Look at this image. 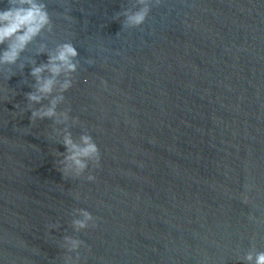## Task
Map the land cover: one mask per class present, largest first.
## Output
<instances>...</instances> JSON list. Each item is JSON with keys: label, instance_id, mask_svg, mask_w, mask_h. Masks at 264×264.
<instances>
[{"label": "clouds", "instance_id": "clouds-1", "mask_svg": "<svg viewBox=\"0 0 264 264\" xmlns=\"http://www.w3.org/2000/svg\"><path fill=\"white\" fill-rule=\"evenodd\" d=\"M160 3L161 0H131V7L117 13V17H124L123 27L137 28L145 23L151 8ZM8 5L6 9L0 10V45H7L0 52V68L16 65L29 44L45 30H53L51 16L43 0H8ZM43 50L42 47L41 51ZM79 55L77 48L70 41L59 43L54 51L47 53L46 63L31 68L30 75L35 81L32 85L34 90L25 94L31 109L30 121L34 123L36 120H52V133L59 137V143L66 149L63 153L57 151V154L63 157L59 160V171L63 176L76 178L83 176L90 164L99 167L101 159L99 146L90 134L82 133L78 138H74L68 122L71 120L72 125H75L78 118L70 116V109L58 111V106L65 101L64 93L72 87V74L78 70ZM20 68L23 70L24 65H20ZM45 72L48 73L47 76L44 75ZM103 83L106 87L107 82ZM45 100L48 101L46 105L43 103ZM33 105L40 107L33 109ZM57 125L65 126L61 128L56 127ZM86 179L94 181L96 177L88 174ZM243 201L248 203L249 196L245 194ZM73 215L77 217L71 221L75 231L95 227V218L88 210L78 208L74 210ZM249 218L256 220L254 216ZM82 246H86L83 240L64 236L62 247L67 253H76L75 257L66 254L64 264H78V250ZM243 261L246 264H264V251H249L244 255Z\"/></svg>", "mask_w": 264, "mask_h": 264}, {"label": "water", "instance_id": "water-1", "mask_svg": "<svg viewBox=\"0 0 264 264\" xmlns=\"http://www.w3.org/2000/svg\"><path fill=\"white\" fill-rule=\"evenodd\" d=\"M249 251H264V236L231 248L167 264H246L243 257Z\"/></svg>", "mask_w": 264, "mask_h": 264}]
</instances>
